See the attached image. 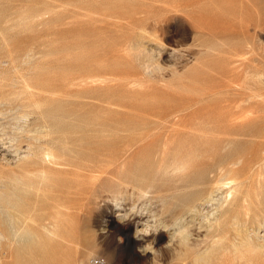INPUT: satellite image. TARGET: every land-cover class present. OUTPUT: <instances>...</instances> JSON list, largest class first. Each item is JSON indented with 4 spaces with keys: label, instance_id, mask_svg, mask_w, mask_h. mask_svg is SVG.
I'll return each instance as SVG.
<instances>
[{
    "label": "rangeland",
    "instance_id": "rangeland-1",
    "mask_svg": "<svg viewBox=\"0 0 264 264\" xmlns=\"http://www.w3.org/2000/svg\"><path fill=\"white\" fill-rule=\"evenodd\" d=\"M30 208L0 264H264V0H0V210ZM232 212L246 242L195 254Z\"/></svg>",
    "mask_w": 264,
    "mask_h": 264
},
{
    "label": "bare ground",
    "instance_id": "bare-ground-1",
    "mask_svg": "<svg viewBox=\"0 0 264 264\" xmlns=\"http://www.w3.org/2000/svg\"><path fill=\"white\" fill-rule=\"evenodd\" d=\"M205 19V17H204V15L203 14H199L195 19H194V24L198 27V28H201V27H204L203 25H204V23H206V20H204ZM247 56V55H246ZM261 76V75H260ZM199 115V114H198ZM164 116V115H163ZM220 116H222V115H220ZM207 117V116H206ZM199 118H201V117H199ZM217 118V117H216ZM215 121V120H214ZM225 122H227V121H225ZM235 124V123H234ZM99 127H100V125L101 124H97ZM202 125H204V124H202ZM231 125V124H230ZM232 125H233V123H232ZM231 125V126H232ZM102 127L103 128H106L107 126H105L104 127V125H102ZM130 128H133V127H131L130 126ZM38 141V140H37ZM39 151H44V153H46V155L47 154H49V155H51V156H53V157H60L61 155H59V153L58 152H61L60 154H64V146H62V147H60V150L58 151L57 150V153L55 154L53 151H52V148L50 149V150H48V147H47V145L45 144V145H40L39 147ZM96 150H98L97 148L95 149V151ZM49 151V152H48ZM46 155H44V156H46ZM42 157V156H41ZM28 158V157H27ZM59 159V158H58ZM48 160H49V156H48ZM37 161V160H36ZM62 161V160H61ZM52 162V161H51ZM34 163H37V162H34ZM43 163V162H42ZM49 163V162H48ZM55 164H58V165H60L61 163L59 162V161H55L54 162ZM64 163V162H63ZM45 164V163H44ZM52 164H53V162H52ZM51 164V165H52ZM48 165V164H47ZM63 165V164H62ZM64 165H65V163H64ZM49 166V165H48ZM52 167V166H51ZM44 169V168H43ZM39 170V169H38ZM38 170H36V171H38ZM44 170H42L41 172H43ZM29 173H31V172H29ZM218 189V188H217ZM216 192H217V190H215ZM214 191V192H215ZM214 192H211L210 194H208L206 197H204V198H201V200H196V201H194L190 206H189V208H188V213H193V214H195V215H197L198 214V212L200 211V209H199V207L200 206H203L204 204H216V202L217 203H220L219 202V199H217L216 197H217V194H214ZM231 193V191L230 192H228V194H227V196H225V199L228 197H230L232 194H230ZM220 197V196H219ZM228 200V199H227ZM227 200H225V202L227 201ZM26 202V201H25ZM66 202V201H65ZM224 202V203H225ZM59 208V207H58ZM62 208V207H61ZM34 208H30V209H21V210H18L17 209V215L15 216L14 214H12V211L11 210H7L6 212H3L2 210H0V213L1 214H5V216L6 217H8L7 218V227H8V232H9V235L7 236V238L8 239H15V238H20L21 236H20V234H19V229H20V227H19V224L21 225V227L23 226V225H25L26 223H27V220L30 218L29 216H30V214L32 213V212H34ZM54 211V210H53ZM64 211V210H63ZM65 211H66V209H65ZM60 212H61V210H60ZM60 212L59 211H57V213H59L60 214ZM215 212V211H214ZM228 212V210H224L223 211V214L224 213H227ZM64 213H66V212H64ZM83 213V212H82ZM55 214V213H54ZM211 214V213H210ZM237 214V212H232V213H230V215H228V217H226L221 223H219V224H217L215 227H213V234H210V235H206V238H203L199 243H196L194 246L197 248V247H199L198 249H196V251H195V254H198L199 253V251H200V247L202 246L201 245V243H207V238H209V237H211V238H214V237H217V234H219L220 232H222L223 234H224V237L222 238V240H228L229 242H230V245L233 247V249H234V251H236L237 250V248H238V246L241 244H243L244 242H246V238L245 237H243L241 234H242V230H241V228H240V226H239V224L236 222L237 220H238V215H236ZM61 215H63V213L61 214ZM66 215H67V213H66ZM52 217V216H51ZM51 217H50V219H51ZM69 217V216H68ZM54 218V217H53ZM51 219V220H53V223H55L54 222V220H56V219ZM58 218H60L59 217V215H58ZM57 218V219H58ZM67 217H65V220H68V219H66ZM39 220V222H40V224L43 226V228H46V225L47 224H44V221L46 220V217H43V216H41L40 218H38ZM49 220V219H48ZM48 220H46V222L48 221ZM59 220V219H58ZM208 219H206V221H207ZM57 221V220H56ZM228 221L229 222H232L231 224H232V226H234L233 227V236L231 235V234H229V232H228V230L226 229V227H225V225L228 223ZM45 222V223H46ZM58 222V221H57ZM56 222V223H57ZM61 223L60 224H62V222L64 223V221H60ZM208 222V221H207ZM71 223V222H70ZM57 225H58V223H57ZM54 226V225H53ZM52 226V228L54 229V227ZM29 227V226H28ZM60 226L58 225V228H59ZM62 227V226H61ZM56 228V227H55ZM22 229V228H21ZM27 233V232H26ZM24 234V233H23ZM229 234V235H228ZM241 236H242V238H241ZM211 243H213V244H217V241L214 239ZM212 247V246H211ZM258 247V246H257ZM259 248V247H258ZM262 248V247H261ZM210 249V248H209ZM206 251L205 252H207V248L205 249ZM209 251V250H208ZM247 262H249V261H247Z\"/></svg>",
    "mask_w": 264,
    "mask_h": 264
},
{
    "label": "built area",
    "instance_id": "built-area-1",
    "mask_svg": "<svg viewBox=\"0 0 264 264\" xmlns=\"http://www.w3.org/2000/svg\"><path fill=\"white\" fill-rule=\"evenodd\" d=\"M89 264H105V263L101 258L95 257L90 260Z\"/></svg>",
    "mask_w": 264,
    "mask_h": 264
}]
</instances>
